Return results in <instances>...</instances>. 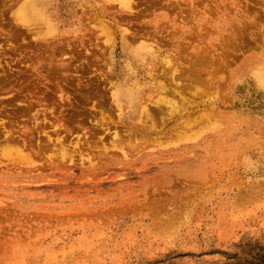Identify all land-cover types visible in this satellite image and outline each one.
I'll return each mask as SVG.
<instances>
[{"label":"rangeland","instance_id":"obj_1","mask_svg":"<svg viewBox=\"0 0 264 264\" xmlns=\"http://www.w3.org/2000/svg\"><path fill=\"white\" fill-rule=\"evenodd\" d=\"M28 1L0 0V264H264V0Z\"/></svg>","mask_w":264,"mask_h":264},{"label":"bare ground","instance_id":"obj_2","mask_svg":"<svg viewBox=\"0 0 264 264\" xmlns=\"http://www.w3.org/2000/svg\"><path fill=\"white\" fill-rule=\"evenodd\" d=\"M28 1V0H27ZM48 1V0H47ZM25 3V2H24ZM46 3V0H29L28 2H27V4L24 6V5H20L19 4V6H24L23 7V9H21L22 10V16L24 17V19L25 20H30L32 17L33 18H35L36 16L34 15V13H35V8H36V6H38L39 7V5H43V4H45ZM18 8H19V10H20V8L21 7H17V10H18ZM21 12V11H20ZM17 16H18V14H16ZM16 16V17H17ZM20 16V15H19ZM37 17H40L39 15L37 16ZM20 19V17H17V20H19ZM32 18V19H33ZM21 20V19H20ZM31 21V20H30ZM24 22V21H23Z\"/></svg>","mask_w":264,"mask_h":264}]
</instances>
